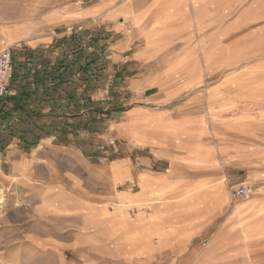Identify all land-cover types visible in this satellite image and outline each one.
<instances>
[{
    "label": "crops",
    "instance_id": "1",
    "mask_svg": "<svg viewBox=\"0 0 264 264\" xmlns=\"http://www.w3.org/2000/svg\"><path fill=\"white\" fill-rule=\"evenodd\" d=\"M137 4L70 3L55 10L49 37L15 54L1 128L20 137L5 149L6 175L40 189V203L55 195L57 250L186 264L198 241L222 237L208 231L217 211L204 215L203 191L218 178L203 172L218 155L215 112L239 101L233 69L257 54L247 46L264 48V0ZM233 42L240 49L221 55ZM25 131L40 137L29 149ZM255 184L264 189V179ZM263 234L247 232L243 248L264 254ZM217 259L211 264L229 263Z\"/></svg>",
    "mask_w": 264,
    "mask_h": 264
},
{
    "label": "rangeland",
    "instance_id": "2",
    "mask_svg": "<svg viewBox=\"0 0 264 264\" xmlns=\"http://www.w3.org/2000/svg\"><path fill=\"white\" fill-rule=\"evenodd\" d=\"M127 1H132L137 6V2L142 0ZM91 2L92 0H0V51L10 48L19 59V53L30 50L28 47L33 44L42 43L44 38L49 37V33L55 31L56 9L69 6L70 3L84 7ZM78 26L81 28L83 25L80 23ZM246 37L248 41L252 40L249 36ZM77 38L85 41L84 37ZM258 40L264 43L263 38L259 37ZM235 43L221 45L220 54L230 55L240 49ZM246 48L257 54L233 69L239 75L235 85L239 101L231 108L221 107L215 112V129L219 132L218 155L214 157V161L210 159L209 166L203 172L205 178H218L217 187H205L203 191L207 210L204 215L217 211L208 231L209 234L220 232L222 237L216 240L215 245L207 243L205 246V241H198L196 253L189 257L186 264H211L217 258L224 257L229 260L225 264H264V254H260L259 250L256 252L243 248L248 245L243 239L247 232L264 231V200L262 204L259 202V198L264 199V189L260 192L255 184L264 179V48L254 42ZM38 49L48 48L39 46L36 50ZM256 50L259 52H255ZM48 52L45 57L50 55ZM244 97L249 100L246 104L243 103ZM130 105L126 101L125 108ZM19 127L13 128L16 131ZM1 133L0 126V197L3 201L0 207V264H135L106 259L99 254L84 255L83 250L78 253L69 249H55V195L50 197L49 202L42 200L40 203L41 190L35 185L19 186L7 178L4 152L13 138L20 137V133ZM24 133L30 142H35V146L39 135H35V132ZM250 144L251 157L248 152ZM241 185L249 187V192L244 197L234 195ZM249 209L256 211L250 218V221H254L252 224L247 220L250 216ZM227 232L230 233L229 236H226ZM257 245L264 246V239ZM159 259L156 264L165 263L163 258Z\"/></svg>",
    "mask_w": 264,
    "mask_h": 264
},
{
    "label": "built area",
    "instance_id": "3",
    "mask_svg": "<svg viewBox=\"0 0 264 264\" xmlns=\"http://www.w3.org/2000/svg\"><path fill=\"white\" fill-rule=\"evenodd\" d=\"M76 43L82 47H86V41L81 38L76 39ZM63 47V45H61ZM15 52L10 48H4L0 51V99L8 95L9 83L13 77L15 69ZM103 148H99L102 151ZM114 153V152H112ZM249 187L246 185L239 186L234 195L244 197L248 194Z\"/></svg>",
    "mask_w": 264,
    "mask_h": 264
},
{
    "label": "trees",
    "instance_id": "4",
    "mask_svg": "<svg viewBox=\"0 0 264 264\" xmlns=\"http://www.w3.org/2000/svg\"><path fill=\"white\" fill-rule=\"evenodd\" d=\"M77 37H70V40H73L74 42L76 41ZM13 78V77H12ZM56 86V84H55ZM23 99H25V96H23ZM6 100H7V97H3L2 99H0V126L2 125V123L6 122V119L9 118L10 116V110H7L6 108ZM19 105H16L14 107L15 110H19ZM6 132H3L1 134H5ZM11 133V132H10ZM25 142V143H24ZM23 144L25 145V149H29L31 146H33L35 144V142H26L24 141Z\"/></svg>",
    "mask_w": 264,
    "mask_h": 264
},
{
    "label": "bare ground",
    "instance_id": "5",
    "mask_svg": "<svg viewBox=\"0 0 264 264\" xmlns=\"http://www.w3.org/2000/svg\"><path fill=\"white\" fill-rule=\"evenodd\" d=\"M2 202H3V201H2V199H1V197H0V207L2 206Z\"/></svg>",
    "mask_w": 264,
    "mask_h": 264
}]
</instances>
